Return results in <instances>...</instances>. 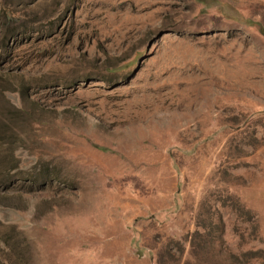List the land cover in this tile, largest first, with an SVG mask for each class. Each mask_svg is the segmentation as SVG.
<instances>
[{
  "label": "rangeland",
  "instance_id": "obj_1",
  "mask_svg": "<svg viewBox=\"0 0 264 264\" xmlns=\"http://www.w3.org/2000/svg\"><path fill=\"white\" fill-rule=\"evenodd\" d=\"M0 0V264H264V0Z\"/></svg>",
  "mask_w": 264,
  "mask_h": 264
},
{
  "label": "trees",
  "instance_id": "obj_2",
  "mask_svg": "<svg viewBox=\"0 0 264 264\" xmlns=\"http://www.w3.org/2000/svg\"><path fill=\"white\" fill-rule=\"evenodd\" d=\"M198 2H200L202 4L201 6V10H206L207 5L210 3V1L212 0H197Z\"/></svg>",
  "mask_w": 264,
  "mask_h": 264
}]
</instances>
